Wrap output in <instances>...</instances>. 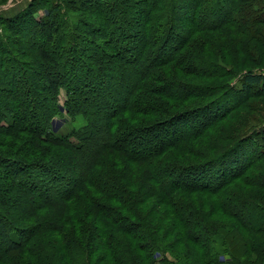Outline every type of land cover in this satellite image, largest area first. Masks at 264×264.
I'll list each match as a JSON object with an SVG mask.
<instances>
[{"label": "trees", "instance_id": "16d2710c", "mask_svg": "<svg viewBox=\"0 0 264 264\" xmlns=\"http://www.w3.org/2000/svg\"><path fill=\"white\" fill-rule=\"evenodd\" d=\"M259 98L264 0L0 15V264H264Z\"/></svg>", "mask_w": 264, "mask_h": 264}, {"label": "rangeland", "instance_id": "374dc122", "mask_svg": "<svg viewBox=\"0 0 264 264\" xmlns=\"http://www.w3.org/2000/svg\"><path fill=\"white\" fill-rule=\"evenodd\" d=\"M31 0H9L5 5L0 6V15L3 17H10L16 12H19V10H22L27 3H29ZM236 87H239L238 83H234ZM256 101V100H255ZM259 104H264V99H257ZM234 103V102H233ZM224 109V108H223ZM223 111V110H222ZM221 110H218L217 113H221ZM84 125V121L81 117H77L75 121L70 122L69 120H57L54 124L55 130H60L61 132H67L70 128H80ZM21 204L15 203L13 205H10L11 208L17 209L20 207ZM170 260H172L170 258Z\"/></svg>", "mask_w": 264, "mask_h": 264}, {"label": "crops", "instance_id": "0c3cea01", "mask_svg": "<svg viewBox=\"0 0 264 264\" xmlns=\"http://www.w3.org/2000/svg\"><path fill=\"white\" fill-rule=\"evenodd\" d=\"M20 11V10H19ZM17 13V12H16Z\"/></svg>", "mask_w": 264, "mask_h": 264}]
</instances>
